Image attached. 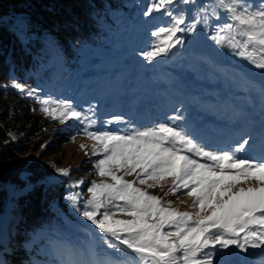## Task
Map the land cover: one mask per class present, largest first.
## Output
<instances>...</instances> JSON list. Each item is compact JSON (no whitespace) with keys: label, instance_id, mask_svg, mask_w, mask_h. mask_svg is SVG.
<instances>
[{"label":"rangeland","instance_id":"1","mask_svg":"<svg viewBox=\"0 0 264 264\" xmlns=\"http://www.w3.org/2000/svg\"><path fill=\"white\" fill-rule=\"evenodd\" d=\"M152 2L153 0H117L114 13L122 12L124 15L112 32L115 38L111 46L113 51L104 47L106 70L102 76L94 71L86 72L85 75H70L68 62L65 61L68 66L66 73L55 80L51 69H43L42 62L48 56L44 42L48 40L50 32L43 34L42 42L39 41V59L42 62L38 61L37 69L29 71L37 82L32 91L40 99L69 100L78 111L86 114L88 110H92L95 124L89 128L90 131H118L123 134L132 128L144 130L159 123H168L184 127L201 146L212 151L230 150L248 140L241 151L243 155H247V159L263 160L264 70L256 68L233 49L216 44L211 38L218 25L228 22L226 13L217 9L219 17L212 15L216 7L215 0L208 1L210 10L203 6L202 9H206V12H201L194 0L185 3V24L181 27L188 28L197 21L199 15L195 31L177 33V37L184 41L182 45L175 46L166 55L148 61L141 53L152 50L156 42L152 32L172 23V18L163 10L149 16L144 15ZM248 2L258 6L261 0ZM169 10L174 15H180L175 5H171ZM0 23L6 27L14 25L27 30L29 26L25 19L13 20L10 16L0 18ZM32 36L37 35L32 33ZM55 38L58 41L57 36ZM46 70L50 71L51 78L41 83L38 71L44 73ZM51 107L56 105L52 104ZM114 116L123 117V120L105 123ZM50 117L58 122L52 127L56 137L65 138V141L55 154L43 157V160H48L53 170L69 169L67 176L56 171V179L69 181L70 188L65 198L68 218L65 227L54 232H42L49 241L44 244L41 259L36 262L62 264L69 256L79 259L77 255L80 253L83 259H106L114 253L104 243L108 238L82 217L67 199L69 195L78 193L77 206L83 210V204L90 196L88 188L92 181L99 182L102 179L95 168V163L102 158V154H91L95 141L85 134V124L75 119L62 123L58 118ZM217 128L222 132L228 129L235 134V138L229 141L217 138L212 140L211 136ZM53 138L55 137L42 144L41 149L46 144H53L50 142ZM81 144L86 147L81 148ZM241 152L237 153L239 158ZM74 175L80 177L78 181L89 182L85 190L82 188L83 183L74 186L76 181L68 179ZM133 178L126 177L130 180ZM170 187L169 178L163 182V188L158 186L149 189V192L165 201L172 200V206L180 211H196L190 207L192 201L185 194L186 190L165 195ZM5 231L4 225L1 237ZM214 260L218 264H264V250L250 248L247 252H241L235 246H230L229 249L217 248ZM0 264H4L1 253Z\"/></svg>","mask_w":264,"mask_h":264},{"label":"snow or ice","instance_id":"2","mask_svg":"<svg viewBox=\"0 0 264 264\" xmlns=\"http://www.w3.org/2000/svg\"><path fill=\"white\" fill-rule=\"evenodd\" d=\"M190 3L192 0H183ZM174 0H153L145 16L164 11L172 18L168 27L152 32L156 42L151 51L141 53L148 61L168 54L184 41L177 33L195 31V21L188 28L183 15L169 10ZM212 15L223 10L228 22L217 26L212 39L227 46L264 70V0L258 6L248 0H215ZM206 12V9H201ZM207 17L205 16V20ZM175 38V39H174ZM29 97H36L45 115L62 123L75 119L86 126L84 132L92 144V155L102 154L95 163L102 178L92 181L90 196L77 206L78 193L67 197L79 214L90 221L114 250L106 259H73L62 264H218L215 250L235 246L241 252L264 250V160L242 159L248 140L230 150L212 151L201 146L179 125L159 123L144 130L90 131L94 113L78 111L69 100L40 99L23 85L13 83ZM55 104L56 107H51ZM180 119V117H176ZM114 116L105 123L121 122ZM81 148L86 145L81 144ZM67 176L69 169L57 168ZM133 176V179H126ZM171 179L165 195L186 190L190 207L180 211L173 201L153 195L149 189L163 188ZM84 181H77L76 185ZM122 216L125 218H118Z\"/></svg>","mask_w":264,"mask_h":264},{"label":"trees","instance_id":"3","mask_svg":"<svg viewBox=\"0 0 264 264\" xmlns=\"http://www.w3.org/2000/svg\"><path fill=\"white\" fill-rule=\"evenodd\" d=\"M194 1L198 8L210 10L209 0ZM184 4L174 0L172 5L184 15ZM116 6L117 0H0V18H23L28 31L41 38L46 32L54 33L66 51L70 75L94 71L102 76L104 47L111 49L112 32L124 15L114 13ZM29 47L41 56L39 41L33 40ZM37 64L31 51L0 23V234L6 226L0 253L4 264H37L49 241L42 232L65 227L68 218L69 181L56 179V170L43 160L55 154L65 138L56 137L52 127L58 122L45 115L36 97L11 87L15 82L32 91L37 82L29 71ZM42 74L41 82L51 78L48 70ZM52 137L53 144L41 149ZM68 179L77 182L80 177ZM88 184H82L83 190ZM77 256L81 259V253Z\"/></svg>","mask_w":264,"mask_h":264},{"label":"bare ground","instance_id":"4","mask_svg":"<svg viewBox=\"0 0 264 264\" xmlns=\"http://www.w3.org/2000/svg\"><path fill=\"white\" fill-rule=\"evenodd\" d=\"M19 34H20V36H24L22 32H19ZM55 36L53 33H49V38H48V40H46L44 42V45L49 52L48 56L46 57L48 60V65H50V67L52 68L55 79L58 80L62 77V75H64L66 73L68 67L65 63L66 59H65V54H64V48L60 44V42L56 40ZM24 40H26V39H23V41ZM215 130H216V132L213 133L212 136L210 135L211 139L213 138L214 140H216V138H217V139H222L223 141L225 139H227L226 141H229L231 138H233L235 136V134L230 133V131L228 129H226V131H224V132H222L223 130L220 131L219 128H217ZM214 134L216 136H214ZM221 134H223V135H221ZM255 154H256V152H255ZM239 156L242 159H247V155H243L242 152Z\"/></svg>","mask_w":264,"mask_h":264},{"label":"water","instance_id":"5","mask_svg":"<svg viewBox=\"0 0 264 264\" xmlns=\"http://www.w3.org/2000/svg\"><path fill=\"white\" fill-rule=\"evenodd\" d=\"M2 18V17H1ZM46 62L48 63V60H46ZM255 255H257V254H255Z\"/></svg>","mask_w":264,"mask_h":264}]
</instances>
